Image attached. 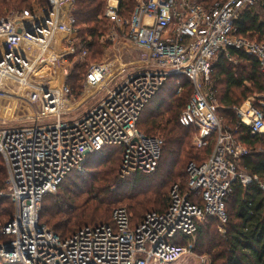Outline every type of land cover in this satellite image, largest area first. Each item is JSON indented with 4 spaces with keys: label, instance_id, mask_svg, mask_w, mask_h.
I'll use <instances>...</instances> for the list:
<instances>
[{
    "label": "built area",
    "instance_id": "1",
    "mask_svg": "<svg viewBox=\"0 0 264 264\" xmlns=\"http://www.w3.org/2000/svg\"><path fill=\"white\" fill-rule=\"evenodd\" d=\"M75 1L47 0V7L33 3L31 10L0 18V102L15 95L37 108L29 124L8 127L0 116V154L8 174V193L0 195L14 203V214L1 229L10 239L0 244V259L20 264L177 262L190 252L191 238L209 217L227 222L226 200L236 180L247 185L258 179L238 170L239 158L250 150L223 126L209 82L214 62L230 48L255 56L264 72V42L240 36L237 26L246 9L260 5L264 11V0H220L210 6L203 0H138L130 19L119 13L121 0H107L105 16L115 26L108 38L116 44L114 56L89 62L85 84L87 99L102 90L105 97L78 118L63 120L78 105L69 99L67 63L93 54L76 46ZM123 42L141 57L127 61L126 52H116ZM62 66L69 70L61 72ZM170 77L176 78V95L186 82L192 88L180 124L196 129V147L214 146L206 161L189 163L187 186L175 184L168 209L147 213L133 227L128 208L118 206L113 223L84 226L66 238L42 224L44 197L57 192L70 172H84L92 153L120 146L123 177L158 168L164 139L146 134L138 122ZM116 78L121 81L111 88ZM64 98L75 105L63 106ZM234 111L236 130L264 132V112L251 97ZM184 237L187 244L177 242Z\"/></svg>",
    "mask_w": 264,
    "mask_h": 264
},
{
    "label": "trees",
    "instance_id": "2",
    "mask_svg": "<svg viewBox=\"0 0 264 264\" xmlns=\"http://www.w3.org/2000/svg\"><path fill=\"white\" fill-rule=\"evenodd\" d=\"M218 1L203 0L208 6ZM33 2L41 7L48 6L47 0H0V18L15 11L31 10ZM137 2L121 0L119 13L130 19ZM106 5L107 0L75 1L73 15L78 28L77 48L92 51L115 27L105 16ZM237 26L240 36L264 42L262 6L246 9ZM108 42L112 44L111 40ZM89 65L86 60L78 65V70L82 69L84 73L75 70L68 77V84L75 87V96L79 94L76 89L82 90V83L76 87L73 82L75 79L81 81L88 73ZM175 81V77L168 79L146 105L138 122V127L146 134L158 136L155 134L159 133L164 139L158 168L152 173L137 172L121 177L123 149L120 146H107L92 153L86 161L84 172H70L56 193L44 197L40 211L42 224L50 225L51 230L66 238L84 226L113 223L112 214L116 204L128 208L133 227L147 213L168 209L170 184L181 180L186 188V165L192 161L198 164L206 161L214 146L213 143L203 148L191 146L188 139L197 131L194 127L182 126L179 116L191 96L192 88L186 82L184 92L176 95ZM209 88L215 93L223 126L232 130L250 150L239 158L238 170L258 179L247 185L236 180L226 200L227 222L209 217L195 237L191 238L196 244L194 249L209 254L212 264H264V188L261 186H264V132L253 134L248 127L234 128L238 122L234 107L242 105L251 95L256 94L262 101L256 105L264 112V72L255 56L230 48L214 62ZM7 176L6 163L0 154V193L6 187ZM84 193H87V198H83ZM126 201H129L128 206L120 204ZM199 202L203 203L201 199ZM13 214L14 203L8 196L0 195V244L10 239L1 229ZM221 226L223 232H219ZM177 242L187 244L188 238H181ZM0 264L7 263L0 259Z\"/></svg>",
    "mask_w": 264,
    "mask_h": 264
},
{
    "label": "rangeland",
    "instance_id": "3",
    "mask_svg": "<svg viewBox=\"0 0 264 264\" xmlns=\"http://www.w3.org/2000/svg\"><path fill=\"white\" fill-rule=\"evenodd\" d=\"M110 34H111V30H110V32L107 33V35L105 37H103L101 39V42H99V44L96 45V48H94L92 50L93 54L90 55V57L86 59L88 62H92L95 60L103 61L105 59L110 60V57L114 56V46L116 44H113V43L109 44L108 38H109ZM125 43H127V42L117 44V47L115 48L116 52H120V51L126 52L127 53L126 57L128 58L127 61H134V60L139 59L142 55V54L136 52L139 50H135L134 48L129 47V45L125 46ZM85 62H86L85 60L78 59L76 57L70 59L67 63V67L70 69V73H71L70 75L75 73L76 72L75 70H77V72H83L84 73V71H82V69L78 70V65L84 64ZM82 76H83V74H82ZM84 76L81 79V81L80 80L78 81L75 79L73 82L75 84V86L76 85L78 86V84L82 83V90L80 91V90L76 89V91L79 92V94L77 96H75V90H74L75 87L74 88L72 87L73 91H72V95H70L69 99H72L75 102H78V105L76 106V108L73 112L63 114L62 115L63 120H70L71 118H73V119L78 118V116L82 115L85 112H88L94 105L99 103L105 97V91L102 90V91L97 92L95 95H93L89 99H87L88 90L85 87L87 73ZM67 80H68V78H67ZM120 81H121V78H118V80L116 78L110 87L114 88L116 86V83L120 82ZM66 82L68 83V81H66ZM69 85L73 86L72 84H69ZM8 97H10V98H6L0 102V116H1L2 120L5 119V121L3 120L4 121L3 124H5L8 127L18 126V125H22V124H29L31 122L30 117L32 116L33 112L37 110L36 106L29 105L26 99H23V98L19 99V97H16L15 95H8ZM250 97L252 98V100L255 104L262 102L256 94H253ZM72 104L75 105V103H72ZM2 105L7 106V110H5V108L3 109L1 107ZM236 117L238 119L237 114H236ZM155 135L161 136L159 133H157ZM194 136L190 135V137L188 139L190 141V144L192 147L195 146L194 145ZM187 166L188 165H186V167ZM120 176L123 177L121 175V167H120ZM156 178L157 177H155L154 180H156ZM186 180H187V174H186ZM88 181H91V179H89ZM181 182H182L181 180H178V181L170 184V186L168 188V193H167L168 196L171 193V190L175 186V184H177V183L181 184V185L184 184V182L183 183H181ZM4 187H5L4 189H1V192H3L4 194H7L8 193V187L5 184H4ZM87 196H88L87 193H84L83 198H87ZM89 197L91 198V195ZM120 204L126 206L127 204H129V201L121 202ZM115 206L118 207L119 204H116ZM111 213H112V209H111L110 214ZM47 226L51 227L50 225H47ZM219 232H223L222 226H221V229H219ZM190 243H191L190 252L187 253L185 256H183L177 262L170 263V264H212V257L209 254H206L202 251H198V250L194 249V246L196 245L194 240H191Z\"/></svg>",
    "mask_w": 264,
    "mask_h": 264
},
{
    "label": "bare ground",
    "instance_id": "4",
    "mask_svg": "<svg viewBox=\"0 0 264 264\" xmlns=\"http://www.w3.org/2000/svg\"><path fill=\"white\" fill-rule=\"evenodd\" d=\"M67 69L68 68L66 66H62V68L60 67V71L64 72V73L69 70V69L68 70ZM63 106H71V107H73V104L64 98L63 99Z\"/></svg>",
    "mask_w": 264,
    "mask_h": 264
},
{
    "label": "water",
    "instance_id": "5",
    "mask_svg": "<svg viewBox=\"0 0 264 264\" xmlns=\"http://www.w3.org/2000/svg\"><path fill=\"white\" fill-rule=\"evenodd\" d=\"M6 249H7L8 251H13V246H12V245H8V246H6Z\"/></svg>",
    "mask_w": 264,
    "mask_h": 264
},
{
    "label": "crops",
    "instance_id": "6",
    "mask_svg": "<svg viewBox=\"0 0 264 264\" xmlns=\"http://www.w3.org/2000/svg\"><path fill=\"white\" fill-rule=\"evenodd\" d=\"M135 50H138V49H135ZM136 52H138V53H140V54H142L140 51H136ZM129 54V53H128ZM127 58V57H126Z\"/></svg>",
    "mask_w": 264,
    "mask_h": 264
}]
</instances>
